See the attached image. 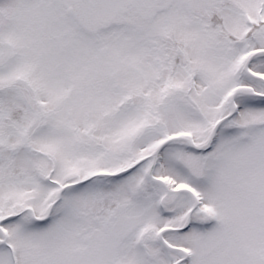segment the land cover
<instances>
[{
	"label": "rangeland",
	"instance_id": "1",
	"mask_svg": "<svg viewBox=\"0 0 264 264\" xmlns=\"http://www.w3.org/2000/svg\"><path fill=\"white\" fill-rule=\"evenodd\" d=\"M128 1L54 0L50 2L53 4L29 8L30 4L34 6L32 0H0V86L8 84L4 92L19 107L24 109L26 101L30 103L26 106L29 108L26 116L23 113V120L26 126H31L36 132L31 143L33 147L50 152L53 156L51 165L48 158L42 155L29 160L30 155L20 151L18 163L22 167L36 163L44 165L49 172V179L58 184H21L18 188H0L1 204L5 194L12 202V205L5 207L8 215L2 225L7 236L6 242L12 246L11 253L20 264H103L105 260L113 259L116 241L132 224L147 221L156 228L163 224H184L183 216L192 202L188 196L173 194L167 201L168 206L175 210L174 215L159 218L157 207L153 206L147 217L138 218L136 214L140 210L139 206H131L116 221L112 234L96 231L86 249H73V235L77 231H65L64 227L73 228L75 225L71 218L73 208L82 212L80 217L84 223L92 217V211L97 207L90 201L89 186L82 184L83 179L102 169L114 171L121 165L115 163L109 166L108 161L111 159L100 156L80 162L69 134H46L49 132L42 128L41 131L33 124L38 119L36 112L30 110L33 100L22 92L23 87L33 81V86L40 88L48 108L58 110L59 105L63 104L59 112L50 117L59 116V120L63 121L70 111L65 108L70 107L81 123L87 110L99 121L109 148L114 151L126 150L134 136L138 135L134 144L136 157L148 154L163 137L160 133H142L143 123L136 112L115 113L113 108L119 95L112 92V84L118 80L120 85L128 89L140 85L141 78L130 67L132 59L137 61L142 54L134 44L135 39L160 33L159 30L163 32V19L169 18V27L174 35L184 40V53H181L184 61H188L197 73L195 87L190 93L195 104L190 105L189 99L184 96L186 90L182 89L188 87L189 79L187 71L180 67L174 77L178 89H170L161 115L168 131H171L169 136L190 137L196 145L209 142L214 125L229 111L227 103L237 86V69L246 61V56L245 53L241 54L242 57L236 54L231 61L219 57L218 53L215 55L214 49L207 46L206 37L201 34L199 27L187 25L183 18V7L188 1L198 10V14L206 13V4H218V0H138L149 5L146 11L157 10L153 17L147 15L151 11L144 15L141 14L143 12L135 13L127 7L130 6L126 4ZM45 3H48L47 0ZM224 3L232 10L231 13L225 9L224 14L226 26L233 34H242L243 24L247 21L257 20L258 17L264 19V0H227ZM71 4L78 5L91 15L98 25L104 24L121 5L126 4L122 13L131 10V19L127 18V21L137 26L131 30L134 37L125 39L122 36L109 48L96 54L93 46L80 39L77 28H73L66 19L62 8ZM192 5L186 4L187 14H190ZM4 8L8 9V19L3 17ZM23 9L25 19L21 21L19 14ZM164 9L166 12L162 11ZM141 15L149 17L143 18ZM219 21L213 28L216 35L218 28L222 27V19ZM123 30L128 31V28L123 26ZM263 40L264 33H260L255 41V50L264 49ZM88 41L95 42V39ZM9 42L12 44L9 45ZM116 46L119 48L117 54L114 50ZM16 52L26 54L28 59L44 56L43 62L40 59L36 62L42 65L34 74V80L31 74L24 75L27 70L23 69L26 64L21 62L22 59L16 60L11 56ZM143 63L147 71L152 70L146 59ZM249 66L264 75V54L253 57ZM19 75L25 76L30 80L29 83L24 78L19 79ZM67 75L73 81L72 93L67 95L69 97L66 96L69 87ZM241 82L251 83L244 76ZM258 87L264 89V85ZM107 96L111 99L106 107L109 111L101 116L100 108ZM152 97L161 98L159 92L152 93ZM256 101L257 98L253 96L237 95L236 114L218 127L208 152L193 154L173 145L162 151L161 160L157 168L155 166L158 175L165 176L174 186H187L199 199L202 211L201 214H195L194 224L181 234L165 233L173 243L189 249L193 264H247L249 259L251 264H264L257 256L258 246H264V145L261 144L264 143V128L249 132V129L240 127L247 124L253 126L255 122L264 120V105H258ZM198 112L201 115L204 113V116L197 117ZM234 130H237L238 143L234 141ZM9 138L11 145L20 146L22 143L21 137L16 134H11ZM177 159L184 161L185 171L177 165ZM151 165V161H146L142 170H148ZM193 173L195 177H192ZM75 185H83L87 190ZM63 186L66 187L62 190ZM111 191L123 201L131 200L133 196L124 179L113 181ZM27 207L34 208L39 218L52 213L47 226L36 227L30 220H23L21 210ZM25 215H28L27 212ZM199 219L201 230L196 223ZM105 227L110 228V224ZM82 243L86 244L85 238ZM157 248L154 245L152 252L158 255ZM140 253L139 248L131 249L124 257V264H140ZM180 255L168 257L162 260V264H173ZM0 264H9L8 254L3 249H0Z\"/></svg>",
	"mask_w": 264,
	"mask_h": 264
},
{
	"label": "trees",
	"instance_id": "2",
	"mask_svg": "<svg viewBox=\"0 0 264 264\" xmlns=\"http://www.w3.org/2000/svg\"><path fill=\"white\" fill-rule=\"evenodd\" d=\"M211 23L212 21L208 20L205 17L204 22L201 24H204L206 27H208L209 25H211ZM31 69L32 67L29 64L28 70L31 71ZM0 90L5 91V89H0ZM4 91H0V128H2L1 125L6 126L7 123H9L10 125L9 127H12V126L21 127L24 123V120L21 117L19 106L17 105L15 100L7 101V98L5 97L7 94L4 93ZM22 92H24L27 95L29 94L31 95V93L33 94V92L29 88H26V87H23ZM32 98L33 100L36 99L35 96H33ZM120 100L123 101L122 96H119L118 101ZM131 101L132 100L127 101V106L130 105L129 103ZM110 102H111V99L109 98V96H107L106 101L103 103V109H105L110 104ZM146 107L149 108L151 106L148 105ZM124 109L125 108H123V110ZM132 109H134L136 112L137 110H139L138 107H134V106H132ZM89 118L90 116H87L86 117L87 120L84 121V124H83V127H84L83 131L85 132V134L79 131L80 128L77 126L76 123H74L73 119H72V123L70 120H68L67 122H62L59 124L54 123V121L50 119L45 124L43 119H40L37 121L36 126L40 130L42 128L43 131L71 133L73 137L75 138L74 148H75L77 157L80 159V162H82L83 160H86L87 158H94L96 156L110 157L109 155H114L119 160H122V162L128 161L131 163L130 165H135L137 161L135 162L136 159L134 158L133 154H132V161H131V158H129V156L126 155L125 153H120L116 155L109 151H102L103 145L100 142H97L96 140L93 139V135L91 133V130L89 129V125L87 123V121H89ZM96 125L97 123L96 121H94L92 123V126L95 127ZM151 127H152L151 125H147V129ZM4 133L5 132L2 129H0V188L1 187L2 188L4 187L5 189H9L11 187L18 188L19 185L21 184L22 185L26 184L29 186H35V185L40 186L42 184L43 186H47L46 184L47 182H44L40 176V172H44L45 174L47 173L45 170H43L45 167H42L41 164H38V163L34 165H30V166L26 165L22 167V165L18 163V157H20L18 154L20 153L21 149L19 147H16V148H13V152L8 153L7 149L11 145L8 141L9 138L6 137ZM35 133L36 132L34 129H30L29 137L34 136ZM101 136L102 134L99 135L100 140H101ZM102 152H104V155H101ZM25 153L29 156L28 152H25ZM37 153H38L37 150L32 148L30 152L29 160L35 158ZM41 154L46 155L44 152H41ZM150 156L151 155H146L144 158H148ZM143 163L144 162L139 163L138 166H141ZM153 173L154 174L153 175L150 174L147 177V179H140V180L137 179L135 182L136 184H133V186H131V183H132L131 181L128 182L129 189L136 188L137 190L135 199L133 201L132 200L123 201L122 198H118L116 195H114L113 197H109V198H103V195H101L103 187L107 186L108 184H111L115 179L123 177V176H134L133 173L127 172V169L123 171L120 170L117 173H109V171L96 172L95 174L91 176L90 181H92V184L89 181L84 180L83 185H86V184L89 186L93 185L92 186L93 188L90 187V191H91V194L92 193L95 194V196H93V201H97L98 207H97L96 212L98 216L100 217V219L102 220V218H106V216L109 215L110 221L114 223L123 215L124 212L132 208L131 206L139 205L141 207V213L143 212L146 213V215H142V217L148 216V213L146 210L150 206L149 200L151 199L153 201L155 200L154 192H156V194H161V195L165 192V189L162 185L161 180L157 177L155 172ZM3 202L5 205L11 204L9 197H7L6 194L3 195ZM121 207H123L122 210H120ZM4 208L5 207L0 205V210ZM71 214L75 217L76 221L80 218V214L76 208H73V211ZM161 214L162 213L159 212L158 214L159 218L161 217ZM138 215L136 214L137 217ZM1 216L2 215L0 213V218ZM36 217L37 215L35 214L34 218ZM36 220H39V218H37ZM149 225H150L149 222L142 221V222H138L137 224H132L130 227H128L124 231L123 235L121 236L117 244L118 246L117 260L118 261H120V256L122 259L124 258L123 251L126 253V249L129 246L133 245L134 243L132 240L133 237L137 234L146 233L147 232L146 229H151L150 227H148ZM101 229L104 230L103 228ZM145 239H148V236L144 234L142 237V240H145ZM151 241H152V238L145 245L148 246Z\"/></svg>",
	"mask_w": 264,
	"mask_h": 264
},
{
	"label": "water",
	"instance_id": "3",
	"mask_svg": "<svg viewBox=\"0 0 264 264\" xmlns=\"http://www.w3.org/2000/svg\"><path fill=\"white\" fill-rule=\"evenodd\" d=\"M70 12L76 18V20L82 26V28H84L86 31H88L90 33L95 32V28L92 26L91 19L86 17L84 14H82L78 10L70 9Z\"/></svg>",
	"mask_w": 264,
	"mask_h": 264
}]
</instances>
